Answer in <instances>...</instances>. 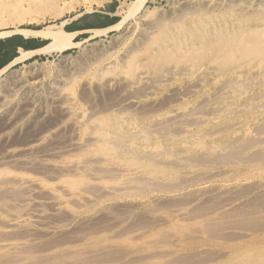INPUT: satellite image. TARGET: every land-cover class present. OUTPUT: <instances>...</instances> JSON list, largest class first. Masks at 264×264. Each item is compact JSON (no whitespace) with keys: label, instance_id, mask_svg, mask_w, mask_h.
Masks as SVG:
<instances>
[{"label":"rangeland","instance_id":"1","mask_svg":"<svg viewBox=\"0 0 264 264\" xmlns=\"http://www.w3.org/2000/svg\"><path fill=\"white\" fill-rule=\"evenodd\" d=\"M0 1L2 2H0V16L3 17H0L2 18V23L7 25V21L9 20L7 26H4L0 20V31L14 30L15 27L36 30L67 20L68 22L65 24L64 29L70 27L71 29L69 32H73L78 29L79 31H88L109 28L114 24L109 22L110 19L118 21V17L115 15L117 12L116 10L122 5L126 7L132 0H106L102 6H93L88 9L81 4L83 1L73 0L74 2H66L70 4V9L63 12L59 9L57 10L59 15L55 19H49L41 14H44L47 9L49 10L52 8L54 2H57L58 5L60 0H50L52 3H50L49 0H20L21 2L19 0ZM14 1H17L16 4ZM247 2L248 4H246V6L248 9L246 8L244 11H240L245 0H149L146 3V7L154 10L156 16L154 15L151 17L153 20L150 18V20L146 21L147 24H149L148 26L139 25L140 27H136V21H131L129 26H127L126 29L121 28L122 30H113L109 28L100 34L82 32L74 37L73 40L77 43L74 47L64 49L63 51L55 50L49 54H37L11 65H9L11 61H7L3 65L1 64L0 70L2 67L6 68H2L3 71L0 72V106L4 100L8 98L12 101L10 105L0 108L1 150L10 145L18 147L24 142V144L28 142L29 144L31 143L44 149L48 145L66 140V136L70 138L69 136L72 135L74 130L76 132L77 127L71 128L72 125L68 118L64 119L60 108H57L56 101H53L50 87H47L48 85H59L60 87H64L65 90L71 94L72 100L69 103L72 111L74 113L77 112L74 114L73 118H77L80 110L87 111L86 113L88 115L96 111L98 116L100 113V116L113 117L118 108L114 107L115 110H112L110 107L117 103L120 98L119 95H121L122 92L142 95L149 81V86L144 91H151L152 97L141 102L143 111L140 110L141 106L131 108L134 112L129 109L127 112L130 113L131 111V115L127 114L129 118L125 120L126 122L119 127L115 126L108 130L110 133L115 132L116 135L120 137V135H126L132 128H136L139 129V135L142 139L129 141V143H122L116 146V149L112 147L114 151L102 150L101 152V150H99L97 152L99 156L105 153L104 164L108 169L112 170L115 168L113 173L108 174L109 176H104L105 178L103 177L104 180L107 181H104L106 186L108 183H111L109 184L110 188L103 194L104 196L101 195L98 200L91 202L92 204L83 202L81 205L78 204V206L77 204L75 205L65 199L59 198L58 204L60 207L63 206V210L61 208L57 214V219H59L60 224H65V222L67 223L69 221L71 225L63 229L65 232L60 230L61 232L58 231L53 234V236L52 234L44 235L43 233H39L30 237L35 238V240L31 243L26 242V245H23L18 251V258L21 256L20 258L22 259V262L19 264H264V151H257V149L249 150L251 146L258 142L257 138H254V136L257 134L259 135L260 132L264 133V56L258 55V50L264 45V39L262 43L258 42L253 44L247 50L248 53L246 56L242 55V53L235 52L230 55L229 52L226 53L228 56L225 55V58L222 57L217 60L215 59V53L212 49V43L215 40V33L218 31V25L213 27L210 25V21H214L217 18H225L228 23L227 17L233 14L242 22V26L244 27L264 28V0H247ZM17 3L19 6H17ZM7 4H9V6ZM55 5L56 3L53 5L54 8H58V6L56 7ZM207 5L208 7H206ZM4 6H8L9 9L8 7L6 9ZM216 6L218 7L216 8ZM3 7L4 12L2 9ZM190 9L192 12H190ZM197 10H200V13ZM208 10L209 13L207 12ZM9 12H11V14ZM1 13H3V15H1ZM77 14L80 15L73 18ZM205 14L207 15L204 16ZM13 15L15 17H13ZM158 16L161 19L160 24H163L161 27V29H163L162 31L157 23L155 24ZM176 16L179 17V19L181 17L185 18L186 16L184 23L188 31L190 30L191 32H194V25L192 24V26L191 23L196 22L198 17L204 20L203 22L207 25L208 33L205 36L201 49L193 51L190 54L187 50L190 49L192 45L187 46V49H183V51H179L177 47H174L171 42V34L174 33L176 29L175 27L177 24L172 21L173 19L177 20ZM247 17H250V20L247 19ZM32 18L41 19L39 22H35L31 21ZM16 19L21 21V24L17 26L12 25L11 21ZM155 25L157 26L153 29ZM149 26H151L150 29H148ZM150 33L151 35L148 36ZM152 33L155 35H152ZM151 36L154 37L151 38ZM18 39L24 40L20 35L0 38V43L11 40L9 45L2 47L3 53L0 56V63L10 57L12 48H14ZM24 41L30 43L31 46L28 48L29 50L37 49L40 42L47 43V41L39 39H25ZM139 43L143 44V46ZM144 44L146 45L144 46ZM131 49H133V51ZM18 50L19 49H16V51ZM131 51L133 53H129ZM126 53L129 56L125 55ZM17 54L18 52H16V55ZM131 54H133V56H131ZM125 63H128V65ZM106 67L107 71L104 70ZM31 69H41L42 71L41 76L38 77V80H40L39 85L35 87L36 92L34 93L31 90L29 92L25 88L20 89L21 87H13L15 86L14 84H23V82L32 83L33 81L30 79ZM123 77L127 78L130 84L125 83L124 80H122ZM116 82H118L119 85ZM114 83H116V85ZM242 85L243 87L241 88ZM121 88L123 91H121ZM243 88H246V90ZM112 89L114 91H112ZM139 90L141 93L137 92ZM177 90L179 91L177 92ZM219 90L227 92L228 98L216 103V112H204V121L200 122L201 124L190 123L191 126L188 124L187 126L184 125V129H172V131L163 133L162 131L157 132L153 130L154 123H157L160 119L171 114L172 110L174 111L176 108L188 110V108L190 109L193 107L198 109L204 101H211L212 98H216L215 95H218L220 92ZM114 92H117L118 96ZM87 103L88 105L86 106ZM158 104L159 106L161 105L160 108L157 106ZM244 105H246V107ZM146 107L150 109L148 108L147 110L145 109ZM89 108L92 109L91 112ZM98 109H102L101 112L97 111ZM126 113L122 112L120 114ZM233 122L236 123L233 124ZM68 124H70L71 127H69ZM192 124L197 125L193 126ZM255 126H257V128ZM66 127L71 128L68 130H71L72 133H69ZM61 128H63V130ZM64 129L67 131V135ZM259 129L261 131H259ZM60 130L63 132L61 131L60 133ZM171 132L172 134H170ZM192 134L194 135L192 136ZM34 135H37V137ZM59 138H61V140ZM165 144L167 145L165 146ZM236 144H240V149H238L239 146ZM84 148L74 150L73 153L71 152L69 155L65 156V158L63 157L64 159L55 160V163L60 166H68L73 160L76 161L80 157L83 158L85 155H90L94 153L92 151H95L91 145ZM91 148L93 149L92 151H90ZM116 150L118 152H116ZM203 152L205 153L204 155ZM125 153L126 155H123ZM151 153H155L158 159L155 160L152 158L150 156ZM200 154L203 156V159ZM214 154H217V157H215ZM103 155L101 156L103 157ZM220 155L222 157L225 155L226 157L224 156L223 158L226 159L223 160ZM194 156L196 158H193ZM176 159L177 161H175ZM234 159L236 160L234 161ZM160 160L163 164L159 163ZM170 160H173V162H167ZM207 160L208 162L205 163ZM119 161H121L122 164ZM9 169L14 172V174L32 173L31 171L30 173L29 171L25 172L27 169L25 170V167H20L18 165H14V168H7V166L3 167L0 165V175L10 174L11 171H9ZM145 176L153 179L151 185H148V187L146 186V189H141L140 186V188L136 187L135 190L133 188V191L130 189L126 192H119L115 188L116 184L128 177L142 179ZM57 177L58 178L51 182L48 180L44 181L49 184V187L53 190L55 187L65 186L77 180H81V182L84 183L89 181L87 178L81 177V173L78 171H73L70 174L67 172V175L64 172L57 175ZM193 177H195L194 180L196 182L193 180ZM199 177L202 180H199ZM187 183L188 185H185ZM152 184H155L154 186H156L157 189L152 186ZM161 184L164 185V189L166 188L165 191L161 190V188H163ZM167 184L171 185L167 186ZM225 189H228V192ZM206 190L212 191L207 192ZM111 192L113 195H111ZM16 193L18 196L19 193ZM195 193H202V201L198 202L194 199L192 200L193 196L191 195H195ZM210 193L211 195L209 196ZM212 198L213 200H211ZM228 199L232 201L229 202ZM106 200L108 202H106ZM189 200L191 201L190 203L188 202ZM224 200L226 201L227 207L220 210L219 208L222 207L220 203L223 204V206L225 205ZM235 200L237 202H235ZM193 201L198 204H195ZM67 204H69L68 207L75 206V209L70 208L72 211L64 210ZM229 205L231 206L229 207ZM82 208L85 210L83 209V211ZM184 214H186L185 217L187 218L183 217ZM4 217V213L0 211V218ZM112 217L113 219H111ZM1 226L0 224V227ZM0 234L1 244L3 242L22 243L24 239L29 237L27 235L24 236L25 232L17 228L2 230ZM11 237L16 238L12 239ZM4 238L6 241L3 240ZM110 246L113 247V250L109 248ZM3 258L6 257H0V264H8L10 262L9 260H7L9 262H6Z\"/></svg>","mask_w":264,"mask_h":264},{"label":"bare ground","instance_id":"2","mask_svg":"<svg viewBox=\"0 0 264 264\" xmlns=\"http://www.w3.org/2000/svg\"><path fill=\"white\" fill-rule=\"evenodd\" d=\"M6 1V0H3ZM10 1V0H8ZM7 1V3H8ZM20 1V0H19ZM31 1V0H30ZM37 1V0H36ZM50 1V0H49ZM53 1V0H52ZM55 1V0H54ZM76 1V0H75ZM83 1L81 4L85 7V8H92L93 6L96 7H100L102 6L106 0H81ZM149 0H132L131 3L129 5L125 6H121L118 8V10H116L117 12L115 13V15L118 17V21L116 23H114L113 25H111L109 28L113 29V30H119L121 28H127V26H129V24L131 23V21H136V27L137 26H148L149 24H147L146 21L150 20L151 17H153L155 15V11L151 10L149 7H146V3ZM222 1V0H220ZM225 1V0H224ZM1 2V1H0ZM17 1H14V3L16 4ZM21 2V1H20ZM23 2V1H22ZM27 2V1H26ZM46 2V1H45ZM66 2H74L73 0H60L58 5L57 2H54V4L56 3V7L58 6V8H54V4H52V8H50L49 10L47 9V5H46V11L44 12V14H41L40 10L39 13L49 19H55L58 17L59 13L57 12V10L59 9L60 11H65L70 9V4L66 3ZM78 2V1H77ZM213 2V1H212ZM2 3V2H1ZM0 3V4H1ZM34 3V2H33ZM48 3V1H47ZM50 3H52L50 1ZM79 3V4H80ZM206 3V2H205ZM223 3V2H222ZM229 3V2H228ZM257 3V2H256ZM11 4V3H9ZM9 4H7L9 6ZM43 4V3H42ZM74 4V3H73ZM208 4V3H207ZM210 4V3H209ZM216 4V3H215ZM221 4V3H220ZM217 4V5H220ZM234 4V3H233ZM246 4H248L247 0H245V3L243 4V6H241V10L240 11H244L247 6ZM6 5V4H5ZM12 5V4H11ZM23 5V3H22ZM27 5V3H26ZM38 5V4H37ZM44 5V4H43ZM126 5V4H124ZM206 5V4H205ZM229 5V4H228ZM240 5V4H239ZM255 5V4H254ZM2 6V5H1ZM8 6H4L6 9ZM13 6V5H12ZM16 6V5H15ZM17 6H19V4L17 3ZM186 6V5H185ZM212 6V3H211ZM226 6V5H225ZM4 7L3 12H4ZM44 7V6H43ZM184 7V6H183ZM182 7V9H183ZM187 7V6H186ZM208 7V5L206 6ZM218 6H216L217 8ZM258 7V6H257ZM264 7V6H263ZM185 8V7H184ZM237 8V7H236ZM255 8V7H254ZM9 9V7H8ZM14 9V8H13ZM23 9V8H22ZM25 9V8H24ZM29 9V8H28ZM194 9V8H193ZM199 9V8H198ZM209 9V8H208ZM211 9V8H210ZM222 9V8H221ZM248 9V8H247ZM20 10V9H19ZM26 10V9H25ZM186 10V9H185ZM184 10V11H185ZM189 10V9H188ZM191 10V9H190ZM212 10V9H211ZM224 10V9H223ZM90 11V10H89ZM181 11V10H180ZM183 11V12H184ZM187 11V10H186ZM185 11V12H186ZM196 11V9H195ZM194 11V12H195ZM198 12L200 10H197ZM204 11V10H203ZM215 11V10H214ZM2 12V10H1ZM12 12V10H11ZM11 12H9L11 14ZM182 12V11H181ZM192 12V10L190 11ZM193 12V13H194ZM209 13V10L207 11ZM89 13V12H88ZM167 13V12H165ZM187 13V12H186ZM200 13V12H199ZM207 13V14H208ZM240 13V12H239ZM251 13V12H250ZM16 14V13H15ZM14 14V15H15ZM190 14V13H189ZM187 14V15H189ZM207 14H205L204 16H206ZM1 15H3V13H1ZM13 15V17H15ZM80 14L75 15L73 18L78 17ZM168 15V14H167ZM177 15V14H176ZM186 15V16H187ZM194 15V14H192ZM222 15V14H221ZM248 15V14H247ZM257 15V14H256ZM6 16V15H5ZM156 16V15H155ZM161 16V15H160ZM182 16V15H181ZM184 16V15H183ZM185 16V18H186ZM249 16V15H248ZM2 17V16H0ZM210 17V16H209ZM223 17V16H222ZM254 17V16H253ZM3 18V17H2ZM0 18V20L2 19ZM10 18V17H9ZM12 18V17H11ZM155 18V17H154ZM164 18V17H163ZM176 19H171L173 22H175L176 25V29L174 31V33L171 34V42L174 45V47H177V49L179 51H183V49H187V46L192 45V47L190 49H188L187 51L193 52V51H197L198 49H201L202 47V43L205 40V36L208 33V28L207 25L204 24V20L202 19H196V22L191 23V25H194V32H191L190 30L188 31L187 26L184 23V19L185 18H180L177 17ZM246 18V17H244ZM250 18V17H249ZM247 17V19H249ZM15 19V18H14ZM18 19V18H17ZM13 20L11 21L12 25H18L21 24V21L18 20ZM41 19V18H40ZM39 18H32L31 21H35V22H39L40 21ZM152 19V18H151ZM256 19V18H255ZM4 20V19H3ZM153 20V19H152ZM167 20V19H166ZM176 20V21H174ZM209 20V19H208ZM228 23L226 21L225 18H217L214 21H210V25L211 27L213 26H217L218 25V31L215 33V40L212 43V49L215 53V59H220V58H225V55H227L226 53L230 52V55H232L234 52L235 53H242V55L246 56L247 55V50L255 43H262V40L264 39V28H260V27H244L242 26V22L240 20H238L237 17H235L233 14L231 16L227 17ZM243 20V19H242ZM250 20V19H249ZM253 20V19H252ZM155 21V20H154ZM169 21V20H168ZM4 22V21H3ZM67 20H63L61 22H59V24H51L49 26H46L44 28L41 29H28V28H18L15 27L14 30H3L0 31V38H5V37H11L12 35H20L21 37L25 38V39H39V40H44L47 41V43L41 47L38 48L36 50H22L19 49L18 51V55L17 57L9 64H14L17 62H21L27 58H30L34 55L37 54H49L54 52L55 50H59V51H63L64 49L67 48H71L77 45V43L73 40L74 37L82 32H69L66 31L64 29L65 24L67 23ZM172 22V23H173ZM2 23V20H1ZM9 23V20L7 21V25ZM153 23V22H152ZM151 23V25H152ZM157 23V25L160 27H162L161 23V19L158 16V18L155 21V24ZM168 23V22H167ZM4 25V23H2ZM134 24V23H133ZM154 24V23H153ZM170 24V23H169ZM263 24V23H262ZM6 24L4 26H7ZM157 25L153 26L156 27ZM192 25V26H193ZM205 25V26H204ZM2 26V27H4ZM139 26V27H140ZM135 27V28H136ZM151 26L148 27V29H150ZM109 28H103V29H93V30H88V31H83V32H90V33H94V34H100L105 32L107 29ZM159 29V28H158ZM216 29V30H217ZM122 30V29H121ZM163 29H161L162 31ZM131 31V30H130ZM138 32V31H137ZM146 32V31H145ZM128 33V32H127ZM149 33V32H148ZM160 33V31H159ZM158 33V34H159ZM140 34V33H139ZM154 33H152L153 35ZM141 35V34H140ZM151 33L148 35L150 36ZM155 35V34H154ZM143 37V36H142ZM154 36H151V38H153ZM139 39V38H138ZM153 40V39H152ZM148 43V42H145ZM151 43V42H150ZM259 43V44H260ZM140 44V43H139ZM143 46V44H140ZM146 44H144L145 46ZM229 45V46H228ZM199 46V47H198ZM232 46V47H230ZM134 48V47H133ZM143 49V48H142ZM146 49V48H145ZM133 51V49H131ZM129 52V53H133V52ZM137 52V51H136ZM263 52V53H262ZM125 55H128L127 53ZM258 55H262V57L264 56V45L261 46V48L258 50ZM129 56V55H128ZM131 56H133V54H131ZM228 56V55H227ZM124 57V56H123ZM122 58V57H121ZM120 58V59H121ZM255 58V57H254ZM124 59V58H123ZM126 59V58H125ZM131 59V58H130ZM251 60V59H249ZM127 61V60H126ZM111 63V62H110ZM109 63V64H110ZM119 63V62H118ZM122 63V62H121ZM115 64V63H113ZM124 64V63H123ZM128 65V63H125ZM112 65V64H111ZM62 66V65H61ZM114 67V65H113ZM6 68V67H4ZM3 68V69H4ZM79 68V67H78ZM112 68V67H110ZM119 68V67H118ZM126 68V67H125ZM3 69L0 70V72L3 71ZM30 69V68H29ZM120 69V68H119ZM127 69V68H126ZM125 69V70H126ZM104 70L107 71V67L106 69L104 68ZM118 70V69H117ZM124 70V72H125ZM30 71V70H29ZM83 71V70H82ZM119 71V70H118ZM41 69H31V76L30 79L33 81L32 83L27 82L23 84H14L15 86L13 87H21L25 88L26 90H28L30 92V90L32 92H36L35 91V87H38L40 80H38V77L41 76ZM104 72V71H103ZM123 72V73H124ZM164 72V71H163ZM170 72V71H169ZM244 72V71H243ZM109 73V72H107ZM106 73V74H107ZM141 73V72H139ZM100 74V73H99ZM110 74V73H109ZM79 75V73H78ZM105 75V74H103ZM75 76V75H74ZM73 76V77H74ZM124 76V75H123ZM102 77V75H101ZM125 77V76H124ZM122 80H124L125 83L130 84L129 80L127 78H124ZM160 77V75H159ZM58 78V77H57ZM111 78V77H110ZM73 79V78H71ZM90 79V78H89ZM114 79V77H113ZM99 80V79H98ZM135 80V79H134ZM150 80V79H149ZM157 80V78H156ZM154 81V80H153ZM229 81V80H228ZM108 82V81H107ZM123 82V84H124ZM152 82V81H151ZM234 82V81H233ZM238 82V81H237ZM246 82V81H245ZM250 82V81H249ZM60 83V82H59ZM118 84V82H116ZM116 83H114L116 85ZM122 83V81H121ZM150 83V81H149ZM149 83L147 84V87L149 86ZM235 83V82H234ZM233 83V84H234ZM242 83V82H241ZM260 83V82H258ZM224 84V83H223ZM226 84V83H225ZM231 84V85H233ZM236 84V83H235ZM234 84V85H235ZM247 84V83H246ZM69 85V84H67ZM111 85V84H110ZM119 85V84H118ZM222 85V83H221ZM228 85V84H227ZM226 85V86H227ZM241 85V84H240ZM260 85V84H259ZM8 86V85H7ZM66 86V84H65ZM146 86V85H145ZM225 86V85H224ZM237 86V85H235ZM47 87H50V91L52 93V97H53V101H56L57 104V108H60L62 114H63V118L66 119L68 118V120L70 121L72 127L69 125V127L74 128L77 127V130L75 132V130L73 131V133L71 132V128H67L68 132L72 133L71 136H69L70 138H68V136H66V140L62 141V142H57L51 145H48L46 148L41 149L39 147H37V145H33V144H22L19 145L18 147H15L13 145H10L9 147L3 148L2 150L0 149V165H2L3 167L7 166V168L12 167L14 168V165H18L20 167H25V172L30 173V171L32 172L31 174H14V172H12L10 169L9 171L10 174H3L0 175V211H2L5 215L4 218H0V224L2 225L0 227V232L2 230H7V229H13V228H17L19 230H22L25 232L24 236L27 235L29 237H27L26 239H24V241H22V243H5L3 242L2 244L0 243V251H1V255L0 257L4 256L6 258H3L6 260V262H9L8 264H19L22 262V259L19 257L18 258V251L19 249L23 246L26 245L27 243H31L32 241L35 240V238H30L33 237L36 234L39 233H43L45 234H55L58 231H62L63 229L69 227L71 225V222H65V224H60L59 223V219H57V214L59 213V211L61 210L58 201L59 198L65 199L68 202H71L73 204H78L81 205L83 202H95L96 200H98L101 195H103L110 187L108 183V185H105V181L104 180V176H107L108 174L113 173V171H115L114 169H108V167L105 166L104 164V155L103 157L100 155H97V152L99 150H111L114 151L112 149L115 148L116 146L122 144V143H129V141H135V140H140L142 139L141 136L139 135V129L136 128H132L128 133H126V135H120V137L118 135H116L115 132L110 133L108 132L109 129H111L112 127H119L121 124L125 123L126 119H128L129 117H127V114L131 115V111L130 113L127 112L129 109L131 108H135L137 106H141V102L144 100H147L151 97V91H144L145 89H147V87L145 88L144 86L142 88H145L143 90V94L142 95H135V94H127L125 92H122L120 96V98L118 99L117 103L112 105L110 107V109L115 110L114 107H117L118 110L115 111L116 114L112 117H108V116H99L96 113V111L93 114H87L85 112V110H80L77 118H73L74 117V113L71 109L70 106V101L72 100L71 98V94L68 93V91L65 90L64 87H60L59 85H48ZM57 87V88H56ZM60 87V88H59ZM67 87V86H66ZM122 87V86H121ZM152 87V86H150ZM194 87V86H193ZM233 87V86H231ZM230 87V88H231ZM243 87V85L241 86V88ZM68 88V87H67ZM104 88V87H103ZM111 88V87H109ZM123 88V87H122ZM121 88V89H122ZM126 88V87H124ZM133 88V87H132ZM140 88V87H138ZM224 88V87H223ZM226 88V87H225ZM87 89V88H86ZM95 89V88H94ZM120 89V90H121ZM155 89V88H154ZM159 89V88H158ZM173 89V88H172ZM246 90V88H243ZM9 90V89H8ZM24 90V89H23ZM24 90V91H26ZM216 90V88H215ZM235 90V89H234ZM12 91V90H11ZM97 91V89H96ZM112 91H114L112 89ZM123 91V89L121 90ZM136 91V90H133ZM179 90H177L178 92ZM220 91V90H219ZM237 91V90H236ZM239 91V90H238ZM119 92V91H118ZM138 93L140 92L137 91ZM87 93V92H86ZM115 93V92H114ZM141 93V92H140ZM240 93V92H239ZM117 94V92L115 93ZM155 94V92H154ZM182 94V92H181ZM24 95V94H23ZM82 95V94H81ZM114 95V94H113ZM180 95V94H179ZM15 96V95H14ZM50 96V95H49ZM106 96V95H105ZM115 96V95H114ZM118 96V94H117ZM153 96V95H152ZM210 96V95H209ZM216 98H212L211 101H202L203 103L201 104V106L198 109H195V107L193 108H188V110H180L177 109L176 110H172V113L169 114L168 116H163L164 118L160 119L157 123H154L155 125L153 126V130L155 131H162L163 132H168V131H172V129L176 130H181L184 129V125L187 126L191 124L190 123H200L204 121V112L206 113L208 112H216L215 109V105L218 101L221 100H226L227 97V92H223L220 91L218 93V95H215ZM82 97V96H81ZM174 97V96H173ZM172 97V98H173ZM211 97V96H210ZM214 97V96H213ZM27 98V97H26ZM25 98V99H26ZM152 98V97H151ZM171 98V97H170ZM175 98V97H174ZM203 98V97H202ZM206 98V96H205ZM10 98L4 100V102L1 104L0 108L10 105L11 104V100H9ZM15 99V98H14ZM28 99V98H27ZM75 99V98H74ZM215 99V100H214ZM24 100V99H23ZM86 100V99H85ZM116 100V99H115ZM201 100V99H200ZM203 100V99H202ZM206 100V99H204ZM1 101V100H0ZM113 101V100H112ZM248 101V100H246ZM254 101V100H252ZM83 102V100H82ZM97 102V101H96ZM150 102V101H149ZM168 102V101H167ZM199 102V101H198ZM86 103V102H85ZM148 103V102H147ZM49 104V103H48ZM55 104V103H54ZM92 104V103H90ZM112 104V103H109ZM108 104V105H109ZM163 104V103H162ZM165 104V103H164ZM250 104V103H249ZM259 104V102H258ZM257 104V105H258ZM85 105V104H82ZM88 105V103L86 104V106ZM145 105V104H144ZM167 105V104H165ZM261 105V104H260ZM263 105V103H262ZM84 106V107H86ZM155 106V105H154ZM159 108L161 107V105L159 106V104L157 105ZM164 106V105H163ZM194 106V105H193ZM246 107V105H244ZM253 106V105H252ZM259 106V105H258ZM222 107V106H221ZM244 107V108H245ZM97 108V107H96ZM105 108V107H104ZM144 108V107H143ZM149 108V107H148ZM148 108L146 107L145 109L148 110ZM156 108V107H155ZM158 108V109H159ZM238 108V107H237ZM249 108V107H248ZM77 109V108H75ZM90 112H91V108H89ZM106 109V108H105ZM109 109V108H108ZM150 109V108H149ZM152 109V108H151ZM246 109V108H245ZM102 109H98L97 111L101 112ZM111 110V111H112ZM132 110V109H131ZM135 110V109H134ZM140 110H142V106L140 107ZM146 110V111H147ZM244 110V109H243ZM104 111V110H103ZM133 111V110H132ZM143 111V110H142ZM145 111V112H146ZM218 111V110H217ZM236 111V110H235ZM114 112V111H113ZM122 112H127L126 114H120ZM134 112V111H133ZM132 112V113H133ZM137 112V109H136ZM150 112V111H148ZM202 112V113H201ZM89 113V112H88ZM96 113V114H95ZM233 113V112H232ZM25 114V113H24ZM61 114V115H62ZM95 114V115H94ZM137 114V113H136ZM139 114V113H138ZM256 114V113H255ZM113 115V114H112ZM141 115V114H140ZM211 115V113H210ZM249 115V114H248ZM260 117V116H259ZM250 118V116H249ZM256 119V118H255ZM61 121V120H60ZM250 121V119H249ZM253 122V121H252ZM60 123V122H59ZM153 123V122H152ZM236 122H233V124H235ZM149 124V123H148ZM201 124V123H200ZM232 124V123H231ZM230 124V125H231ZM264 124V123H263ZM57 125V124H56ZM127 125V124H126ZM150 125V124H149ZM193 125V124H192ZM197 124H194L193 126H195ZM64 126V125H63ZM124 126V125H123ZM189 126V127H190ZM241 126V124H240ZM247 126V125H246ZM53 127V126H52ZM56 127V126H54ZM151 127V126H149ZM254 127V126H253ZM257 128V126H255ZM60 128V127H59ZM242 128V127H241ZM246 128V127H245ZM244 128V129H245ZM260 128V127H259ZM51 129V127H50ZM57 129V128H56ZM63 130V128H61ZM116 129V128H115ZM122 129V127H121ZM152 129V128H151ZM52 130V129H51ZM60 130V133L61 131ZM148 130V129H147ZM146 130V131H147ZM256 130V129H255ZM53 131V130H52ZM51 131V132H52ZM55 131V130H54ZM65 131V129H64ZM121 131V130H120ZM183 131V130H182ZM246 131V130H245ZM259 131H261L259 129ZM264 131V130H263ZM58 132V131H56ZM63 132V131H62ZM66 135H67V131ZM123 132V133H124ZM141 132V131H140ZM150 132V130H149ZM185 132V130H184ZM236 132V131H235ZM251 132V131H249ZM248 132V133H249ZM55 133V132H54ZM76 133V134H75ZM148 133V132H147ZM177 133V132H176ZM206 133V132H205ZM258 133V132H256ZM39 134V133H38ZM75 134V135H73ZM160 134V133H159ZM165 134V133H164ZM167 134V133H166ZM172 134V132L170 133ZM190 134V133H189ZM202 134V133H201ZM204 134V133H203ZM237 134V133H236ZM139 135V136H138ZM194 134H192L193 136ZM37 137V135H34ZM156 136V135H155ZM234 136V135H233ZM232 136V137H233ZM144 137V136H143ZM147 137V136H146ZM176 137V136H175ZM246 137V136H244ZM257 138L258 142L255 143L253 146H251L249 148V150H253V149H257L260 151H264V133L260 132L259 135H255L254 138ZM117 138V139H115ZM171 138V137H170ZM41 139V138H40ZM61 140V138H59ZM64 139V138H62ZM145 139V138H143ZM150 139V138H149ZM235 139V138H234ZM233 139V140H234ZM244 139V138H243ZM246 139V138H245ZM248 139V137H247ZM43 140V139H42ZM56 140V139H55ZM171 140V139H170ZM232 140V141H233ZM240 140V139H239ZM34 141V140H33ZM147 141V140H146ZM179 141V140H177ZM235 141V140H234ZM242 141V140H240ZM245 141V140H244ZM243 141V142H244ZM39 142V141H38ZM37 142V144H38ZM43 142V141H42ZM228 142V141H227ZM246 142V141H245ZM248 142V141H247ZM163 143V142H162ZM16 144V143H15ZM172 144V143H171ZM179 144V143H178ZM245 144V143H244ZM249 144V143H247ZM8 145V144H7ZM5 145V146H7ZM42 145V144H41ZM91 145L95 151H92L93 149L91 148L90 151L94 152L92 154H87V156L85 155L83 158H79L78 160L69 163L68 166H60L57 165L55 163V160L57 159H61V158H65V156L69 155L71 152L73 153L74 150H80L83 149L84 147ZM133 145V144H132ZM140 145V144H139ZM167 144H165L166 146ZM192 145V144H191ZM209 145V144H208ZM237 146H239L238 144H236ZM251 145V143H250ZM44 146V144H43ZM42 146V148H43ZM127 146V145H126ZM159 146V145H158ZM196 146V145H195ZM212 146V145H211ZM228 146V145H227ZM41 147V146H40ZM121 147V146H120ZM130 147V146H129ZM134 148V147H133ZM166 148V147H165ZM188 148V147H187ZM191 148V147H190ZM189 148V149H190ZM225 148V147H223ZM236 148V147H235ZM85 149V148H84ZM116 149V148H115ZM126 149V148H125ZM130 149V148H129ZM167 149V148H166ZM171 149V148H170ZM209 149V148H208ZM240 149V146L239 148ZM242 149V148H241ZM174 150V149H173ZM177 150V149H175ZM207 150V149H206ZM212 150V148H211ZM217 150V149H216ZM221 150V149H220ZM219 150V151H220ZM227 150V148H226ZM247 150V149H246ZM88 151V150H87ZM156 151V150H155ZM160 151V150H159ZM210 151V150H209ZM231 151V150H230ZM234 151V150H233ZM107 152V151H105ZM116 152H118L116 150ZM122 152V151H121ZM129 152V151H128ZM131 152V151H130ZM143 152V151H142ZM198 152V151H197ZM201 152V151H200ZM205 152V151H204ZM203 152V155L205 154ZM238 152V151H236ZM114 153V152H111ZM168 153V152H167ZM171 153V152H170ZM215 153V152H214ZM222 153V152H221ZM253 153V152H252ZM256 153V152H255ZM263 153V152H262ZM100 154V153H99ZM107 154V153H106ZM185 154V153H182ZM254 154V153H253ZM259 154V153H258ZM264 154V153H263ZM109 155V154H108ZM114 155V154H113ZM112 155V156H113ZM123 155H126L123 154ZM146 155V154H145ZM159 155V154H158ZM164 155H165V151H164ZM177 155V154H176ZM175 155V156H176ZM201 155V154H200ZM208 155V154H207ZM215 155V154H214ZM217 155V154H216ZM215 155V157H217ZM111 156V157H112ZM116 156V155H115ZM132 156V155H131ZM149 156V155H148ZM150 156L152 158H154L155 160L158 159V156L155 153H151ZM213 156V155H212ZM221 156V155H220ZM225 156V155H224ZM223 156V157H224ZM240 156V155H239ZM114 157V156H113ZM129 157V155H128ZM133 157V156H132ZM140 157V156H139ZM183 157V156H182ZM202 159L203 156L201 155ZM222 157V156H221ZM222 157V158H223ZM226 157V156H225ZM237 157V155H236ZM251 157V156H250ZM63 158V159H64ZM119 158V157H118ZM121 158V156H120ZM119 158V159H120ZM127 158V157H126ZM138 158V157H137ZM151 158V159H152ZM161 158V157H160ZM166 158V157H165ZM181 158V157H180ZM188 158V157H187ZM193 158H196L195 156ZM212 158V157H211ZM220 158V157H219ZM230 158V157H229ZM235 158V157H234ZM238 158V157H237ZM258 158V157H257ZM260 158V156H259ZM67 159V158H66ZM76 159V158H75ZM167 159V158H166ZM170 159V158H169ZM168 159V160H169ZM182 159V158H181ZM201 159V158H199ZM213 159V158H212ZM221 159V158H220ZM218 159V160H220ZM226 159V158H225ZM223 158V160H225ZM252 159V158H249ZM137 160V159H136ZM174 160V159H173ZM173 160L167 161V162H173ZM184 160V158H183ZM193 160V159H192ZM230 160V159H229ZM236 159H234L235 161ZM239 160V159H238ZM246 160V159H245ZM259 160V159H256ZM255 160V162H256ZM66 161V160H65ZM152 161V160H151ZM177 161V159L175 160ZM187 161V160H185ZM201 161V160H200ZM198 161V162H200ZM233 161V160H232ZM241 161V160H240ZM250 161V160H249ZM254 161V160H252ZM262 161V160H261ZM117 162V161H116ZM121 162V161H119ZM159 162V161H158ZM166 162V161H164ZM207 161H205V163H207ZM108 163V162H106ZM144 163V162H143ZM146 163V162H145ZM161 163V160L160 162ZM183 163V161H182ZM190 163V162H189ZM214 163V162H213ZM109 164V163H108ZM112 164V163H111ZM114 164V163H113ZM122 164V162H121ZM120 164V166H121ZM150 164V163H149ZM152 164V163H151ZM158 164V163H157ZM163 164V163H161ZM166 164V163H164ZM184 164V163H183ZM182 164V165H183ZM227 164V163H226ZM230 164V163H229ZM234 164V163H233ZM154 165V164H153ZM178 165V164H177ZM186 165V164H185ZM190 165V164H189ZM108 166V165H107ZM115 166V164H114ZM135 166V165H134ZM156 166V165H155ZM175 166V163H174ZM192 166V165H191ZM250 166V165H249ZM167 167V166H166ZM123 168V167H122ZM136 168V167H135ZM174 168V167H173ZM229 168V167H228ZM179 169V168H178ZM184 169V168H183ZM193 169V168H192ZM8 170V169H7ZM13 170V169H12ZM117 170V168H116ZM187 170V169H185ZM190 170V169H189ZM3 171V169H2ZM73 171H78L81 173V177L87 178L89 181L87 183L81 182V180H77L74 182H70V184L65 185V186H60V187H55L54 190L52 188L49 187V184H47L44 180H48V181H53L54 179L58 178L57 175H60L61 173H64L67 175V172L70 174ZM127 171V170H126ZM123 171V172H126ZM152 171V170H151ZM182 171V170H181ZM225 171V170H224ZM16 172V171H15ZM128 172V171H127ZM156 172V171H155ZM194 172V171H193ZM1 173V171H0ZM4 173V171H3ZM107 173V174H106ZM138 173V172H137ZM145 173V172H144ZM153 173V172H152ZM159 173V172H158ZM177 173V172H176ZM183 173V172H182ZM216 173V172H215ZM130 174V173H129ZM135 174V173H134ZM141 174V173H140ZM185 174V173H184ZM183 174V175H184ZM207 174V173H206ZM115 175V174H114ZM118 175V174H116ZM121 175V174H120ZM133 175V174H132ZM197 175V174H196ZM195 175V177H196ZM199 175V174H198ZM205 175V174H204ZM70 176V175H69ZM109 176V175H108ZM112 176V175H111ZM128 176V175H127ZM125 176V177H127ZM171 176V175H170ZM206 176V175H205ZM204 176V177H205ZM232 176V175H230ZM104 177V178H103ZM193 177V180L194 178ZM211 177V176H210ZM226 177V174H225ZM71 178V177H70ZM110 178V177H108ZM107 178V179H108ZM124 178V177H123ZM142 178V177H140ZM160 178V176H159ZM162 178V177H161ZM166 178V177H165ZM176 178V177H175ZM188 178V177H187ZM200 178V177H199ZM198 178V179H199ZM209 178V177H208ZM42 179V180H41ZM72 179V178H71ZM106 179V180H107ZM117 179V178H116ZM120 179V178H118ZM122 179V178H121ZM183 179V177H182ZM205 179V178H204ZM223 179V178H222ZM230 179V178H229ZM83 180V178H82ZM86 180V179H85ZM152 178L151 177H147L145 176L142 179H138V178H132V177H128L124 180H122L120 183L116 184V189L119 192H126L129 191L130 189L133 191V188L135 190L136 187L141 186V189H146V186L148 187V185H151L152 182ZM157 180V179H156ZM163 180V179H162ZM199 180H202L201 178ZM224 180V179H223ZM84 181V180H83ZM105 181V182H104ZM111 181V180H110ZM115 181V180H114ZM165 181V179H164ZM174 181V179H173ZM181 181V180H178ZM191 181V180H190ZM195 181V180H194ZM226 181V180H225ZM79 182V183H78ZM86 182V181H85ZM96 182V183H94ZM101 184H100V183ZM117 182V181H116ZM184 182V181H183ZM189 182V181H188ZM196 182V181H195ZM263 182V181H262ZM160 183V181H159ZM178 183V182H177ZM96 184V185H94ZM174 184V183H173ZM182 184V183H181ZM232 184V183H231ZM58 185V184H57ZM113 185V182H112ZM115 185V183H114ZM155 185V184H154ZM152 184V186H154ZM162 185V184H161ZM166 185V183H165ZM171 184H167V186H169ZM176 185V183H175ZM183 185V184H182ZM185 185H188L185 184ZM254 185V184H253ZM260 185V184H259ZM111 186V185H110ZM158 186V185H157ZM164 185H162L163 187ZM178 186V185H177ZM196 186V185H195ZM255 186V185H254ZM151 187V186H150ZM156 188V186H154ZM153 187V188H154ZM161 187V186H160ZM166 187V186H165ZM190 187V186H188ZM197 187V186H196ZM203 187V186H202ZM223 187V185H222ZM257 187V186H255ZM263 187V186H262ZM139 188H138V192H139ZM168 188V187H167ZM174 188V187H173ZM177 188V187H176ZM185 188V187H184ZM219 188V186H218ZM260 188V187H258ZM157 189V188H156ZM166 189V188H165ZM164 187L161 188L162 191H165ZM221 189V188H220ZM256 189V188H255ZM150 190V188H149ZM193 190V189H192ZM218 190V189H217ZM226 190V189H225ZM228 190V189H227ZM226 190V191H227ZM140 191H144V190H140ZM148 191V190H147ZM146 191V192H147ZM200 192H203L201 190H199ZM207 191V190H206ZM209 192L212 190H208ZM207 191V192H208ZM257 191V190H256ZM18 192V196L17 193ZM137 192V190H136ZM158 192V191H157ZM167 192V191H166ZM178 192V191H177ZM194 192V191H193ZM192 192V193H193ZM205 192V191H204ZM206 192V193H207ZM228 192V191H227ZM108 193V192H107ZM114 193V192H113ZM129 193V192H127ZM186 193V192H185ZM197 193V192H196ZM195 195H191L193 196L192 200H196L198 202L202 201V193L201 194H196ZM221 193V192H219ZM16 194V195H15ZM124 194V193H123ZM131 194V193H130ZM135 194V193H134ZM148 194V193H147ZM166 194V193H165ZM228 194V193H227ZM231 194V193H230ZM264 194V193H263ZM111 195L112 192H111ZM129 195V194H128ZM172 195V194H171ZM175 195V194H173ZM182 195V194H181ZM185 195V194H184ZM187 195V194H186ZM197 195V196H196ZM211 195V193L209 194V196ZM104 196V195H103ZM150 196V195H149ZM176 196V195H175ZM190 196V195H189ZM188 196V197H189ZM217 196V194H216ZM219 196V195H218ZM227 196V195H226ZM231 196V195H230ZM124 197V196H122ZM135 197V196H134ZM148 197V196H147ZM181 197V196H180ZM205 197V195H204ZM215 197V194H214ZM225 197V196H224ZM234 197V196H232ZM242 197V196H241ZM105 198V197H104ZM107 198V196H106ZM126 198V197H125ZM128 198V197H127ZM130 198V197H129ZM137 198V197H136ZM150 198V197H149ZM152 198V197H151ZM162 198V196H161ZM167 198V196H166ZM170 198V197H169ZM190 198V197H189ZM187 198V199H189ZM228 198V197H226ZM236 198V197H235ZM243 198V197H242ZM117 199V197H116ZM131 199V198H130ZM158 199V198H156ZM172 199V197H171ZM186 199V200H187ZM205 199V198H204ZM231 199V198H230ZM148 200V199H147ZM173 200V199H172ZM207 200V198H206ZM213 200V198L211 199ZM215 200V199H214ZM217 200V199H216ZM220 200V199H218ZM229 200V199H228ZM234 200V199H233ZM255 200V199H254ZM126 201V200H125ZM135 201V200H134ZM138 201V198H137ZM141 201V200H140ZM157 201V200H156ZM204 201V200H203ZM210 201V200H209ZM225 201V200H224ZM223 201V202H224ZM232 200H229V202ZM238 201V199H237ZM235 200V202H237ZM106 202H108L106 200ZM116 202V201H115ZM145 202V201H143ZM147 202V201H146ZM150 202V201H149ZM189 203L191 202L190 200L188 201ZM195 203V201H193ZM208 202V201H206ZM218 202V201H217ZM124 203V202H123ZM159 203V202H158ZM197 203V202H196ZM195 203V204H196ZM202 203V202H201ZM228 203V202H227ZM70 204V203H69ZM65 205V209L66 211H72V209L70 208H74V207H68V205ZM92 204V203H91ZM163 204V203H162ZM198 204V203H197ZM64 205V204H63ZM104 205V204H103ZM134 205V204H133ZM171 205V203H170ZM222 205L221 208H219L220 210H222V208L227 207L226 205V201H225V205L223 206V204L220 203V206ZM259 205V204H258ZM89 206V205H87ZM99 206V205H97ZM231 205H229L230 207ZM91 207V206H90ZM101 207V206H100ZM234 207V206H233ZM77 208V207H76ZM79 208V207H78ZM93 208V207H92ZM175 208V207H174ZM180 208V207H179ZM182 208V206H181ZM180 208V209H181ZM75 209V208H74ZM84 208H82L83 210ZM95 209V208H94ZM103 209V208H102ZM63 210V208H62ZM85 210V209H84ZM83 210V211H84ZM99 210V209H98ZM159 210V209H158ZM175 210V209H174ZM179 210V209H178ZM65 211V212H66ZM75 211V210H73ZM98 212V211H97ZM103 212V211H102ZM101 212V213H102ZM176 212V211H174ZM192 212V211H191ZM232 212V211H231ZM99 213V212H98ZM154 213V212H153ZM208 213V212H207ZM228 213V212H227ZM226 213V214H227ZM61 214V213H60ZM70 214V213H69ZM82 214V213H81ZM64 215V214H63ZM66 215V214H65ZM74 215V214H73ZM76 215V214H75ZM80 215V214H79ZM84 215V213H83ZM178 215V214H177ZM190 215V213H189ZM62 216V215H61ZM78 216V215H77ZM91 216V213H90ZM94 216V215H93ZM100 216V215H99ZM137 216V215H136ZM181 216V215H180ZM179 216V217H180ZM186 214H184V218ZM192 216V215H191ZM261 216V215H260ZM3 217V216H2ZM73 217V216H72ZM88 217V216H87ZM86 217V218H87ZM182 217V216H181ZM182 217V218H183ZM63 218V217H62ZM74 218V217H73ZM80 218V217H79ZM78 219V217H77ZM106 219V217H105ZM113 219V217L111 218ZM110 219V220H111ZM161 219V218H159ZM75 220V219H74ZM81 220V219H79ZM104 220V219H103ZM163 220V219H162ZM187 220V219H186ZM82 221V220H81ZM84 221V220H83ZM210 221V220H209ZM64 222V221H63ZM121 222V221H120ZM74 223V222H73ZM79 223V222H78ZM207 223V222H206ZM117 225V224H116ZM94 226V225H93ZM110 226V225H109ZM113 227V226H112ZM108 228V227H107ZM96 229V228H95ZM109 229V228H108ZM243 229V228H242ZM83 230V228H82ZM101 230V228H100ZM103 230V229H102ZM128 230V229H127ZM246 230V229H245ZM60 231V232H61ZM64 231V230H63ZM72 231V230H71ZM121 231V230H120ZM189 231V230H188ZM21 232V231H20ZM65 232V231H64ZM4 233V232H3ZM89 233V232H87ZM183 233V232H182ZM8 234V233H7ZM15 234V233H14ZM22 234V233H21ZM1 235V234H0ZM5 235V234H4ZM2 235V236H4ZM9 235V234H8ZM7 235V236H8ZM129 235V234H128ZM163 235V234H162ZM6 236V235H5ZM22 236V235H21ZM119 236V235H118ZM12 238V237H11ZM16 238V237H15ZM12 238V239H15ZM23 238V237H22ZM10 239V238H9ZM37 239V238H36ZM82 239V238H81ZM222 239V238H221ZM238 239V238H236ZM5 240V238L3 239ZM38 240V239H37ZM36 240V241H37ZM6 241V240H5ZM8 241V240H7ZM20 241V240H19ZM163 241V240H162ZM165 241V240H164ZM2 242V241H1ZM171 242V241H170ZM162 243V242H161ZM164 243V242H163ZM34 244V243H33ZM90 244V243H89ZM147 244V243H146ZM29 246V245H28ZM115 247V246H114ZM28 248V247H26ZM51 248V247H50ZM104 248V247H103ZM112 248L113 247H109ZM66 250V249H65ZM120 250V249H119ZM118 251V250H116ZM123 251V250H122ZM59 252V251H58ZM61 252V250H60ZM69 252V251H68ZM130 252V251H129ZM159 252V251H158ZM21 253V252H20ZM46 253V252H45ZM55 253V252H54ZM133 253V252H132ZM151 253V252H150ZM202 253V250H201ZM249 253V252H248ZM147 254V253H146ZM152 254V253H151ZM221 254V253H220ZM46 255V254H45ZM57 255V254H56ZM191 255V254H190ZM196 255V254H195ZM224 255V254H223ZM37 256V255H36ZM48 256V255H46ZM44 256V257H46ZM54 256V255H53ZM90 256V255H89ZM79 257V256H78ZM83 257V256H82ZM259 257V256H258ZM43 259V258H42ZM185 259V258H184ZM188 259V258H187ZM9 260V261H7ZM69 260V259H68ZM206 260V259H205ZM60 261V260H59ZM170 261V260H168ZM246 261V260H245ZM3 262V261H2ZM27 262V261H26ZM29 262V261H28ZM125 262V261H124ZM71 263V262H70ZM190 263V262H189ZM45 264V263H44ZM199 264V263H198Z\"/></svg>","mask_w":264,"mask_h":264},{"label":"trees","instance_id":"3","mask_svg":"<svg viewBox=\"0 0 264 264\" xmlns=\"http://www.w3.org/2000/svg\"><path fill=\"white\" fill-rule=\"evenodd\" d=\"M116 21H117V20H115V19H110L109 22H112V24H113V23H115ZM70 29H71L70 27L65 28L66 31H70ZM10 42H11V40H6V41L0 43V56H1V54L3 53V49H2V47L9 45ZM44 44H45V43L40 42V43L38 44V48H39V47H42ZM30 46H31V45H30L29 42L18 39L17 42H16V44L14 45V48H12V51H11V53H10V57H9L8 59L4 60V61H1V63H0V67H1V64L3 65V64H5L7 61H11L14 57L17 56V55H16V49H17L18 47H21L23 50H29L28 48H29Z\"/></svg>","mask_w":264,"mask_h":264},{"label":"crops","instance_id":"4","mask_svg":"<svg viewBox=\"0 0 264 264\" xmlns=\"http://www.w3.org/2000/svg\"><path fill=\"white\" fill-rule=\"evenodd\" d=\"M83 31H86V30H81V31H79V29H78V30L73 31V32H83ZM24 40H25V39H24ZM44 45H45V44H44ZM44 45H43V46H44ZM43 46H42V47H43ZM39 48H41V47H39ZM17 49H21V47H18ZM37 49H38V48H37ZM22 50H23V49H22ZM35 50H36V49H35ZM18 51H19V50H18ZM18 51H16V52H18ZM28 51H31V50H28ZM17 55H18V54H17ZM16 57H17V56H16ZM16 57H14V58L11 60V62H12ZM11 62H10V63H11ZM10 63H9V64H10ZM2 68H4V67H2ZM2 68H1V69H2Z\"/></svg>","mask_w":264,"mask_h":264},{"label":"water","instance_id":"5","mask_svg":"<svg viewBox=\"0 0 264 264\" xmlns=\"http://www.w3.org/2000/svg\"><path fill=\"white\" fill-rule=\"evenodd\" d=\"M23 38V37H22ZM23 39H25V38H23ZM22 49V48H21Z\"/></svg>","mask_w":264,"mask_h":264}]
</instances>
